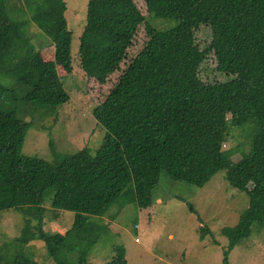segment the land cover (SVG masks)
<instances>
[{"label":"trees","instance_id":"trees-1","mask_svg":"<svg viewBox=\"0 0 264 264\" xmlns=\"http://www.w3.org/2000/svg\"><path fill=\"white\" fill-rule=\"evenodd\" d=\"M144 2L150 15L174 25L154 28L133 0H89L78 47L86 74L103 81L142 26L145 39L93 109L105 129L96 154L79 150L50 164L21 153L30 122L18 114V103L60 106L69 100L56 70L73 68L65 2L0 0V72L13 79L0 82V211L16 209L24 218L19 235L0 245V264H42L25 251L37 238L50 264H85L97 238L92 230L98 223L90 217L103 216L120 197L125 176L136 205L147 208L162 171L203 186L223 170L229 186L250 199L227 231L229 249L250 235L252 224L264 226V0ZM29 22L38 37L27 31ZM190 23L210 26L215 68L229 80L199 77L175 34ZM47 45L53 46L52 61L32 58ZM233 127L243 130L246 148L225 146ZM50 187L51 206L75 212L63 233L43 229L42 202ZM119 255L113 263H125ZM223 261L229 264L227 253Z\"/></svg>","mask_w":264,"mask_h":264},{"label":"rangeland","instance_id":"rangeland-1","mask_svg":"<svg viewBox=\"0 0 264 264\" xmlns=\"http://www.w3.org/2000/svg\"><path fill=\"white\" fill-rule=\"evenodd\" d=\"M64 2L66 24L72 37L73 68L67 73L61 65H56V70L69 100L60 106L18 103V114L30 122L21 153L40 157L50 164H54L57 157L79 150L92 156L96 154L105 129L94 117L93 109L103 101L145 39L142 26L115 69L103 81H98L82 70L78 58L79 37L86 23L89 0ZM133 2L154 28L167 29L174 25L171 19L150 15L144 0ZM37 29L35 23H28L27 31L31 36H37ZM175 34L202 80L224 82L230 79L215 68L213 52L209 48V25L190 23ZM37 37L32 38L36 44ZM53 53V46L47 45L32 58L37 62H49L53 60ZM0 82L9 85L13 79L0 72ZM225 144L226 147L246 148L243 130L233 127ZM239 157L240 152H237L233 159ZM224 175L225 172L219 170L203 186H196L173 180L162 171L152 190V204L147 208L136 205L133 185L125 176L120 197L103 216L90 217L98 223L92 230L97 238L85 264H225V253L229 264H264V226L252 224L248 237L233 248L228 247L227 231L249 206L250 199L245 190L229 186ZM54 192L55 189L50 187L42 202L45 210L43 229L50 234L69 229L75 214L72 210L51 206ZM23 224L20 211H0V245L18 236ZM25 251L40 263L50 264L43 240H31ZM120 253L125 263H113Z\"/></svg>","mask_w":264,"mask_h":264}]
</instances>
